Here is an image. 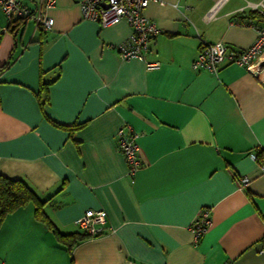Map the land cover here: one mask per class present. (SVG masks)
Masks as SVG:
<instances>
[{
    "label": "crops",
    "instance_id": "obj_1",
    "mask_svg": "<svg viewBox=\"0 0 264 264\" xmlns=\"http://www.w3.org/2000/svg\"><path fill=\"white\" fill-rule=\"evenodd\" d=\"M216 1L149 2L143 13L161 29L153 70L111 47L127 22L101 27L77 0L44 9L46 31L0 9V175L25 181L51 223L33 201L6 215L0 263L264 264V171L251 156L264 148V83L235 64L191 68L203 41L248 48L251 25L264 23L248 4L264 0H225L206 16ZM127 127L138 136L133 176L117 145ZM97 208L103 234L70 249L57 239L53 228L82 233L75 220ZM204 209L210 226L194 243Z\"/></svg>",
    "mask_w": 264,
    "mask_h": 264
},
{
    "label": "built area",
    "instance_id": "obj_2",
    "mask_svg": "<svg viewBox=\"0 0 264 264\" xmlns=\"http://www.w3.org/2000/svg\"><path fill=\"white\" fill-rule=\"evenodd\" d=\"M56 0H46L44 5L30 8L22 4L21 0H0V9L9 21L32 19L36 26L46 31L53 24V19L44 13V9L53 7ZM150 1L156 0H77L81 15L84 19L95 21L101 27H107L125 21L130 26L129 36L122 42L111 45L118 52L123 61L138 59L146 63L148 70L157 69L158 63L146 60L150 47V40L161 32L157 24L148 19L143 11ZM225 0H217L206 15L210 17ZM161 4H164L161 2ZM107 5V6H105ZM252 11L264 14V1L248 4ZM256 32L253 43L246 49H237L225 44L221 40L204 42L191 63L194 71H207L217 73L224 64H235L254 73L264 83V62L259 58L264 54V23L251 25ZM137 134L129 127L119 129L117 133V145L125 157L128 165V175L133 176L140 167L138 160ZM255 159V154L251 155ZM264 171V160L259 163ZM247 177L239 181V188L248 183ZM107 221V213L102 208L87 209L75 220L81 232L89 237L103 234ZM210 226L208 211L202 210L191 223L193 242L197 243ZM264 253V243L259 249ZM2 264V263H0Z\"/></svg>",
    "mask_w": 264,
    "mask_h": 264
},
{
    "label": "trees",
    "instance_id": "obj_3",
    "mask_svg": "<svg viewBox=\"0 0 264 264\" xmlns=\"http://www.w3.org/2000/svg\"><path fill=\"white\" fill-rule=\"evenodd\" d=\"M256 24V23H253ZM5 66L0 67L3 70ZM255 160L261 163L264 160V148H260L255 154ZM35 202V216L42 221L46 222L48 226L51 223L45 218L42 211V204L35 192L27 185V183L21 179H10L3 175H0V224L3 218L12 213L16 209L25 206L28 202ZM54 233L59 241L64 243L68 249L72 248L75 244L88 238L85 233H72L61 234L53 228Z\"/></svg>",
    "mask_w": 264,
    "mask_h": 264
},
{
    "label": "water",
    "instance_id": "obj_4",
    "mask_svg": "<svg viewBox=\"0 0 264 264\" xmlns=\"http://www.w3.org/2000/svg\"><path fill=\"white\" fill-rule=\"evenodd\" d=\"M105 6H107V5H105Z\"/></svg>",
    "mask_w": 264,
    "mask_h": 264
}]
</instances>
